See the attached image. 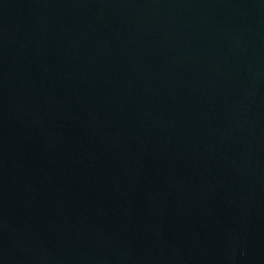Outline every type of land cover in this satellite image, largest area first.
<instances>
[{"label":"water","instance_id":"95a60500","mask_svg":"<svg viewBox=\"0 0 264 264\" xmlns=\"http://www.w3.org/2000/svg\"><path fill=\"white\" fill-rule=\"evenodd\" d=\"M0 264H264V0H0Z\"/></svg>","mask_w":264,"mask_h":264}]
</instances>
